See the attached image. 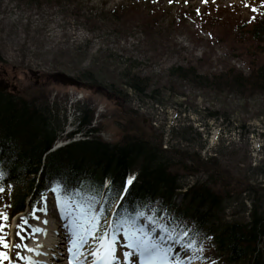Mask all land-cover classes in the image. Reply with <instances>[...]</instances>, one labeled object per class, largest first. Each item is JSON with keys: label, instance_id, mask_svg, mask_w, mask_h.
I'll return each instance as SVG.
<instances>
[{"label": "rangeland", "instance_id": "obj_1", "mask_svg": "<svg viewBox=\"0 0 264 264\" xmlns=\"http://www.w3.org/2000/svg\"><path fill=\"white\" fill-rule=\"evenodd\" d=\"M25 1L0 0V55L3 59L0 62V82L8 83L13 76L14 85L24 96L32 98L37 96L36 93H44L46 100L50 97V108L55 116L53 126L63 128L58 135V143L78 139L76 135L69 140L65 138L67 130L79 127L78 123L75 126L67 124L73 120L71 115L74 110L87 109V113L92 114L90 126L95 125L99 129L97 134L106 142L120 141L126 133L146 135L152 141L160 140L163 136V149L172 146L188 154H198L203 159L214 156L220 167L227 168L228 182L231 184L228 189L230 197L224 203V217L247 220L246 212L252 201L258 205L264 195V94H221L209 96L212 99L206 100L199 90H195L194 95L188 91L187 98L182 99L170 91V84L176 86L179 80L170 76L169 71L175 66L192 65L198 71L210 74L222 69L225 64H235L239 69L246 70L256 64L250 56L259 53L261 47L250 49V56H240V45L236 44L235 39L238 36L243 38L244 34L229 32L233 26L246 23L254 15H264V0H76L74 4L72 0H42L45 4L39 9ZM130 5H136V16L130 21L136 27L128 35L121 36L117 28L119 19L114 10L119 7L128 9ZM204 8L216 9L215 12L221 15L218 25L213 27L227 32L225 41L218 37L213 40L214 29L211 34L201 35L193 31L196 14ZM153 9L157 10L158 21L152 32L157 38L167 41L164 48L144 42L146 29H143V23L148 22L145 19ZM119 16L122 18L123 14L119 12ZM178 17L184 19L179 26L175 21ZM28 23L31 26L26 33ZM146 27L150 28L148 24ZM36 42L42 46L39 53ZM196 42L197 50L194 48ZM207 44L213 46L214 55L205 59L200 53L207 51L204 48ZM19 45L25 46L23 53ZM74 46H81L86 51L85 56L75 64L78 69H93L92 65L100 67L106 63V67L102 68L106 77L101 73L96 85L106 87L107 92L116 94L117 98L107 99L101 92L62 86L51 79L47 80L55 72L76 76L74 67L49 62L58 50L64 52ZM107 54L110 59L104 58ZM68 58L63 61H69ZM130 63H133L135 70L153 78L160 95L155 99L148 95L140 98L127 91L126 87L121 90L116 83L109 86L107 80L117 82L118 68L121 70ZM121 92L125 94L124 97ZM222 110L223 113L220 112ZM167 131L170 132L168 136ZM204 178L197 174L188 176L186 181L191 183ZM51 196V192L43 193L31 214ZM4 200L1 199L0 208ZM177 200L181 201L179 198ZM151 205L148 202L143 212ZM153 205L159 207L157 203ZM55 209L60 211L57 207ZM153 215L154 212L150 211L148 216ZM66 218L72 224L68 214ZM114 220L108 218L106 225ZM139 221L146 224L145 216L140 217ZM0 224L5 226L3 232L7 243L12 245L11 221L7 228L6 220H0ZM146 230H151V225L146 224ZM155 230L159 231V228ZM260 248H263L262 245ZM126 250L121 237L115 255L122 262ZM0 251H4L7 257L0 260V264H9L11 248ZM177 252L185 259L186 254L182 249L178 248ZM187 255L191 257L185 264H205L208 257L216 256L212 251L205 253L206 257L203 258L198 253ZM133 263L139 264L138 257Z\"/></svg>", "mask_w": 264, "mask_h": 264}, {"label": "trees", "instance_id": "obj_2", "mask_svg": "<svg viewBox=\"0 0 264 264\" xmlns=\"http://www.w3.org/2000/svg\"><path fill=\"white\" fill-rule=\"evenodd\" d=\"M41 1L27 0L31 4L39 3L36 6L38 9L42 5ZM120 11L121 9L118 10ZM133 13V9L123 12V17L118 22L119 31L129 28ZM30 26L28 23L26 33ZM244 26L248 25L242 24L237 29L241 30ZM249 26L251 28H246L251 35L250 39L239 38L240 56L246 55L258 45L264 46V18L255 20ZM35 46L38 53L42 51L39 42ZM19 47L22 53L26 50L23 45ZM261 49L264 50L262 47ZM85 52L81 46L67 48L64 52L58 50L49 62L53 65L74 67L78 79L98 83L101 73L106 77L102 69L106 67V63L98 65L100 67L92 65L93 69H78L75 64L85 56ZM66 57H70L69 61L64 62ZM250 57L257 62L262 58L260 52ZM104 58L110 59L109 56ZM0 62H3L1 55ZM117 73V85L120 88L127 86L138 97L149 95L155 99L160 95L153 78L140 70H134L133 64ZM171 74L170 76L179 80L176 86H169L170 91L171 88L175 90V93L171 91L174 95L179 92L187 95L188 91L194 93L199 90L203 98L211 100L209 96L216 97L221 94L234 96L264 93V62L256 67L252 66L247 77L235 66L226 67L219 74L212 75L202 74L192 66L177 67L171 70ZM107 81L110 87L115 85L114 81ZM45 101L42 99V103ZM87 112V109H81L79 116L80 126L85 127L86 138L58 149L47 157L42 183L57 178L72 187H99L100 192L102 189L106 191L100 205L105 207L107 214L116 194L104 188V182H114L115 188L120 192L129 177H134L118 212L133 215L146 197H159L163 202L168 225H175L172 227L179 230L186 227L189 237H205L210 240L225 264H264V251L258 248L260 240H264V195L259 199L258 205L252 201L247 221L225 220L222 217L223 203L230 196L228 189L231 184L228 182V170L220 167L215 158L202 159L198 154L162 149L161 140L152 141L146 135L126 133L120 141L106 142L97 134L98 128L89 127L92 114ZM51 120L52 114L48 106L36 105L21 96L0 92V167L5 173L0 185L9 182L18 185L11 197V208L14 212L23 209L25 205L26 193L18 190L19 186L27 183L28 190L32 188L34 177L30 175L37 173L42 155L52 146L56 128ZM180 173H202L207 176L186 188L182 194L181 205L175 200L176 189L183 186L179 180L184 177ZM158 215L161 214L158 212Z\"/></svg>", "mask_w": 264, "mask_h": 264}, {"label": "snow or ice", "instance_id": "obj_3", "mask_svg": "<svg viewBox=\"0 0 264 264\" xmlns=\"http://www.w3.org/2000/svg\"><path fill=\"white\" fill-rule=\"evenodd\" d=\"M255 11V9H253ZM2 176V174H0ZM134 177H129L123 186V194L121 200H124L129 193V188L132 185ZM103 187L110 192L120 194L115 188L114 182H104ZM3 191V189H0ZM51 191L56 194V207L62 213L67 210V214L72 219V236L68 252L71 254L70 264H80L78 257H83V249L85 245L91 241L96 244V250L91 251L89 255L93 257V264H116L115 250L120 238H123V247L127 249L123 252V264H133V261L138 256L139 264H185L183 258L177 254L175 260L170 259L171 249L161 244V240H174L175 243L181 244L185 249L191 250V243L184 244L183 240L174 236L173 230L169 229L166 224L158 222L157 217H145L147 225H151V229L159 228L158 238L154 237L152 230H146V224L139 221L140 217H144V212L137 211L135 215L114 220L110 225H103L102 221L105 218V207L100 206L97 196L101 195L99 187H89L87 191L83 187L74 188L71 192L59 182L52 187ZM42 199H45L42 197ZM35 212H43L47 215V202L45 206L36 208L32 213L34 219H39ZM7 216L0 213V220H6ZM23 219V218H22ZM24 225L28 221L23 220ZM45 224L48 221H44ZM4 225L0 224V249L18 248L22 245H9L6 236L3 232ZM20 229L16 233L21 240L25 239L21 235L24 228L17 225ZM103 231L101 232V229ZM33 232L42 231L40 228H34ZM100 233L99 235H97ZM183 236H187L188 232H183ZM23 247H27L23 245ZM32 251V249H27ZM203 251V249H198ZM7 259L4 251H0V260Z\"/></svg>", "mask_w": 264, "mask_h": 264}, {"label": "bare ground", "instance_id": "obj_4", "mask_svg": "<svg viewBox=\"0 0 264 264\" xmlns=\"http://www.w3.org/2000/svg\"><path fill=\"white\" fill-rule=\"evenodd\" d=\"M158 40L160 41L161 38L159 37ZM118 80H119V79H118ZM118 80H117V82H115L116 84L119 83ZM123 87H124V86H123ZM125 87H126L127 91H131L132 93H134L129 87H128V88H127V86H125ZM121 90H122V88H121ZM171 91H172L173 93H175V90L172 89V88H171ZM187 94H188V93H187ZM121 95H122V96H125V94L123 95L122 92H121ZM114 96H115L116 98L118 97L116 94H115ZM146 96H147V95H146ZM146 96H145V97H146ZM176 96L181 97L182 99H186V98H187V95H184L182 92H179V94L177 93ZM143 97H144V96H143ZM210 157L215 158L214 156H210ZM208 158H209V157H208ZM208 158H204V159H208ZM202 159H203V158H202ZM215 161L217 162L218 160L215 159ZM217 164L220 166V163H219V162H217ZM201 174H202V173H201ZM206 177H207V176H206ZM51 212H52V211H51ZM145 212H146L145 214H148L149 210H146ZM52 213H53V212H52ZM246 214L249 215L248 212H246ZM38 223H39V221L37 222V224H38ZM41 223L44 224V222H41ZM58 223H59V224H57V226H56L58 232L61 233L62 235H66V234H67V230H69L68 227L66 226V228H64V225L60 226L61 224H65V221L60 220ZM18 224L21 225V226L24 228V231L21 232V235L24 236V237H27L26 235H28V234L30 233V231H29L30 227H29V225H28V227L22 225L19 221L16 222V224H15V226H14L15 229H13L12 237H13L14 240H16L17 243H21L20 240H19V239H20L19 236L16 235V233H17L18 231H20V229L17 228V225H18ZM40 229H42V231H41V239H42V243H41V246L38 247V251L40 252V254H41L42 256H45V255L47 254V252L45 251V248H46V247H48V248H49V247H53V246L56 244V238H57V237L53 234L52 229H51L50 226H46L45 228L42 227V226H40ZM28 232H29V233H28ZM69 242H70V239H69V237L66 235V241L64 242L65 245H67V246L69 245V246H70V243H69ZM20 250H21V253H20ZM28 252H29V251H28ZM28 252L25 253V256H24V247H23V246H21L20 249H19V248H15L14 250H12V258H14L16 261H20V262L22 263L24 257H28ZM245 259H246V258H245ZM25 263L28 264V262H25ZM48 263L51 264V263H52V259L49 260Z\"/></svg>", "mask_w": 264, "mask_h": 264}, {"label": "water", "instance_id": "obj_5", "mask_svg": "<svg viewBox=\"0 0 264 264\" xmlns=\"http://www.w3.org/2000/svg\"><path fill=\"white\" fill-rule=\"evenodd\" d=\"M53 77L56 79V81L60 82L63 85H74L76 87H79L81 85L78 80L63 73H56Z\"/></svg>", "mask_w": 264, "mask_h": 264}]
</instances>
